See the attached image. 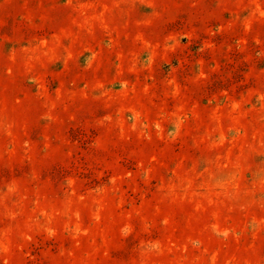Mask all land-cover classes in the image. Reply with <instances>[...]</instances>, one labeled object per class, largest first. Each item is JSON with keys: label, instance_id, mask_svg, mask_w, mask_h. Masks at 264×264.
I'll list each match as a JSON object with an SVG mask.
<instances>
[{"label": "rangeland", "instance_id": "rangeland-1", "mask_svg": "<svg viewBox=\"0 0 264 264\" xmlns=\"http://www.w3.org/2000/svg\"><path fill=\"white\" fill-rule=\"evenodd\" d=\"M0 264H264V0H0Z\"/></svg>", "mask_w": 264, "mask_h": 264}]
</instances>
